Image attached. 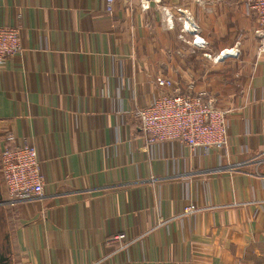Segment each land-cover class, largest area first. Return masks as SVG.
<instances>
[{"label":"crops","instance_id":"0c3cea01","mask_svg":"<svg viewBox=\"0 0 264 264\" xmlns=\"http://www.w3.org/2000/svg\"><path fill=\"white\" fill-rule=\"evenodd\" d=\"M105 9V0H0V28L20 26L23 45L0 68V152L34 143L45 183L42 198L0 205V255L264 264V39L245 0ZM160 76L229 112L225 149L147 145L136 113ZM121 233L136 239L124 252L107 242Z\"/></svg>","mask_w":264,"mask_h":264},{"label":"built area","instance_id":"2783aa9c","mask_svg":"<svg viewBox=\"0 0 264 264\" xmlns=\"http://www.w3.org/2000/svg\"><path fill=\"white\" fill-rule=\"evenodd\" d=\"M117 0H105L108 14H113ZM247 15L257 23L256 35L264 39V0H245ZM264 51V44L261 49ZM22 28H0V68L12 58L22 55ZM158 89L150 105L136 113L139 129L149 147L165 142H177L194 153L208 155L215 149H225L229 139V112L218 107L206 92L193 86L182 90L170 78L157 77ZM9 137V141H13ZM38 148L34 143L7 147L0 152V179L4 206L44 196V177ZM196 207H188L193 214ZM108 243L120 244L124 252L136 242L124 233L111 236Z\"/></svg>","mask_w":264,"mask_h":264},{"label":"water","instance_id":"95a60500","mask_svg":"<svg viewBox=\"0 0 264 264\" xmlns=\"http://www.w3.org/2000/svg\"><path fill=\"white\" fill-rule=\"evenodd\" d=\"M0 205L4 206V200L1 193V186H0ZM10 258L6 256L4 253L0 255V264H9Z\"/></svg>","mask_w":264,"mask_h":264}]
</instances>
